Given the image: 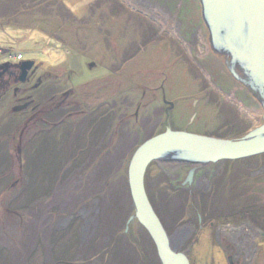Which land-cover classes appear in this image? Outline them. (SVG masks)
Returning <instances> with one entry per match:
<instances>
[{"label": "rangeland", "instance_id": "rangeland-1", "mask_svg": "<svg viewBox=\"0 0 264 264\" xmlns=\"http://www.w3.org/2000/svg\"><path fill=\"white\" fill-rule=\"evenodd\" d=\"M208 35L200 0H0V264H161L130 193L137 147L170 103L177 130L264 121ZM196 166L214 190L187 183ZM145 184L173 239L193 229L174 243L191 264H264V153L156 160Z\"/></svg>", "mask_w": 264, "mask_h": 264}, {"label": "water", "instance_id": "water-1", "mask_svg": "<svg viewBox=\"0 0 264 264\" xmlns=\"http://www.w3.org/2000/svg\"><path fill=\"white\" fill-rule=\"evenodd\" d=\"M206 15V0H201ZM220 7L225 0H212ZM235 11L239 5L247 16L250 55L242 54L249 61V70L264 81V0H229ZM34 61L21 63L20 81H25ZM166 109L165 130L141 143L132 155L128 167L130 193L138 221L153 239L161 264H191L186 252L173 246V238L165 229L146 189L145 175L153 161L189 162L208 164L226 159L247 158L264 153V122L244 137L231 139L199 134L187 130H177L171 125L170 108Z\"/></svg>", "mask_w": 264, "mask_h": 264}, {"label": "flooded vegetation", "instance_id": "flooded-vegetation-1", "mask_svg": "<svg viewBox=\"0 0 264 264\" xmlns=\"http://www.w3.org/2000/svg\"><path fill=\"white\" fill-rule=\"evenodd\" d=\"M225 1L226 3H224V5L220 7L214 6L212 0L205 1V9H207V11L204 19L206 28L208 29L209 33V45L211 46L212 50H214L217 54L224 58L231 74L240 81L242 86L247 89V92L249 93V95H247L249 98L248 100L253 103H259L262 108H264V81L259 79L258 75L254 74L252 70H249V61L247 58L242 56V54L250 55V51H252V49H250L251 47L249 46L251 37L247 16L245 15L244 9L241 7V5H239L237 12L235 11L232 1ZM200 3L203 9L204 6L201 0ZM18 67L20 68V65ZM3 73L4 71H0V84H2L1 82L3 81L7 82V80H5L6 77H4ZM20 74L21 70L19 72V75L17 76L19 81ZM173 106L174 103L171 107ZM195 168L197 169H193L192 171H190L189 169L187 183H189L190 185L195 184V186H197L200 185L201 180L202 182L206 181V187H208L209 184L211 185L210 187L213 190L218 186V183L216 181L211 180L210 182V180L207 178V175L210 174V171H205L203 172L202 177H198L200 176L198 174V166H196ZM213 182L215 183L213 184ZM163 225L167 230V227L164 223ZM185 227L186 226L180 228L179 232L174 236L175 239L183 238L186 233L193 232V229H190L189 226L188 229H185ZM167 232L169 231L167 230ZM175 239L173 240V246L174 243L178 241V239L176 241Z\"/></svg>", "mask_w": 264, "mask_h": 264}, {"label": "bare ground", "instance_id": "bare-ground-1", "mask_svg": "<svg viewBox=\"0 0 264 264\" xmlns=\"http://www.w3.org/2000/svg\"><path fill=\"white\" fill-rule=\"evenodd\" d=\"M263 122H264V121H263ZM249 132H250V131H249ZM249 132H248V133H249Z\"/></svg>", "mask_w": 264, "mask_h": 264}]
</instances>
